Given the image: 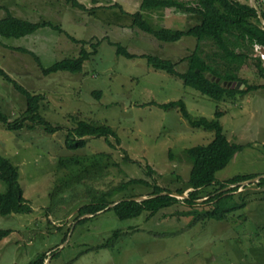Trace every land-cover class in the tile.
I'll return each mask as SVG.
<instances>
[{"label":"rangeland","instance_id":"1","mask_svg":"<svg viewBox=\"0 0 264 264\" xmlns=\"http://www.w3.org/2000/svg\"><path fill=\"white\" fill-rule=\"evenodd\" d=\"M76 1L85 10L66 0H0V19L7 9L20 19L50 22L61 29L45 27L20 39L0 38V69L23 89L42 97L39 114L60 128L49 134L28 120L22 128L9 131L0 121V156L18 168L23 196L32 208L29 214L0 216V231L9 232L0 240V264H28L43 252L51 257L48 264H264V186L258 185L264 179V89L217 103L179 79L151 69L141 56L171 60L178 63L177 71H183L185 65L179 60L195 49L196 41L184 37L162 45L131 28L132 20L122 13L140 12L149 24L179 31L196 24V16L174 9L141 10V0ZM247 2L258 11L264 9V0ZM97 42V53L80 73L43 74L41 67L77 57L81 47L92 53L91 45ZM116 44L135 58L117 56ZM202 49L211 51L207 46ZM261 53L264 50L256 47L255 57L264 66ZM239 76L251 86H264L251 60ZM234 87L245 89L240 82ZM96 92L101 93L99 98ZM179 100L193 118L211 120L216 109L223 112L219 119L223 134L244 148L215 179L225 183L235 176H255L235 185L234 196L249 197L248 204L222 221L192 224L191 217L180 214L189 208L179 203L127 220L102 211L77 223L80 207L132 179L156 183L177 199L187 198L192 191L185 190L192 164L184 150L208 145L214 133L191 127L175 108L156 105ZM0 110L10 122L22 118L26 110V99L2 76ZM72 117L110 128L115 133L114 148L102 138L89 137L83 148L67 149L64 139L74 126ZM72 156L81 160L59 164ZM178 190L185 191L178 194ZM150 195L151 189L143 185H128L115 200L142 201ZM207 197L197 200L194 208H211L204 203ZM115 231L121 234L112 243ZM109 240L111 245L101 247ZM53 254L57 255L52 258Z\"/></svg>","mask_w":264,"mask_h":264},{"label":"trees","instance_id":"2","mask_svg":"<svg viewBox=\"0 0 264 264\" xmlns=\"http://www.w3.org/2000/svg\"><path fill=\"white\" fill-rule=\"evenodd\" d=\"M66 2L73 8L85 10L84 6L77 4L76 0H66ZM140 9L153 11L174 9L189 17L196 16L198 20L196 24L186 31H179L149 24L143 19L140 12L131 15L122 13V15L132 20L131 28L152 36L162 45L176 43L184 37H190L196 41L195 49L187 57L179 60V63L185 65L183 71H177L178 63H173L171 60L148 55L141 56L151 69L179 79L183 86L192 88L202 96L217 103L233 100L238 95L248 94L259 88L264 89V86L249 85L245 79L239 76L242 68L251 60L258 78L264 79L263 63L254 54L256 47L264 50V26L259 18L261 16L264 21V9H261V11L256 10L249 5L247 0L245 2L238 0H141ZM5 14V17L0 19V38L20 39L35 34L45 27H50L51 30L55 31L61 30L59 26H54L50 22H31L20 19L7 9ZM81 43L85 45L87 42ZM204 46L211 48V51L205 52L202 49ZM91 47L94 49L92 53L81 47L77 57L54 62L48 68L41 67L43 74L48 76L57 72L80 73L84 63L97 53L98 42L92 44ZM116 47L118 49L116 50L117 56L124 55L126 59L135 58L134 55L126 51L125 47L122 48L119 44H116ZM13 50L25 52L19 49ZM0 76L10 82L26 99V110L22 118L13 122H10L9 118L0 110V121L7 130L20 129L23 127V123L28 120L43 126L44 130L49 134L55 133L60 129L59 127H52L39 114V103L42 97L23 89L1 69ZM238 82L243 84L245 89H236L234 84ZM228 83H232L230 88L227 87ZM100 95V92L95 94L98 98ZM156 105L166 110L175 108L191 127L214 133V139L208 145L193 146L184 150L186 157L192 164L185 190L191 189L192 191L188 193L187 198L177 199L172 197L171 193L166 189L156 185V183L132 179L126 184L102 192L100 196L80 207L76 218L78 220L77 223H84L102 211H111L118 220H127L137 218L143 213L154 215L162 209L173 207L179 203L185 204L189 208L186 212L180 214L184 217H191L192 224L207 220L222 221L232 212L242 209L248 204L249 197L246 198L243 195L234 196V192L238 189L235 185H240L247 181L250 182L256 178L255 176H235L225 183L218 182L215 179L216 173L224 169L234 155L244 148L242 145L231 143L223 134L219 121L223 112L216 109L213 119L208 120L202 117L197 119L187 112L184 102L181 100ZM71 119L74 126L67 132L64 139V145L67 149L75 151L83 148L86 144V138L89 137L102 138L108 147L114 148L111 138L115 137V133L110 128L75 119L74 117ZM71 158L60 159L59 164L81 160L77 156H72ZM95 163V161L92 162L91 166H94ZM0 183L4 186V189L0 191L1 217L13 214H29L32 211L29 202L23 196V190L19 184L18 168L9 159L1 156ZM128 185H143L151 189V195L142 201L130 200L132 197L115 200L116 196L127 191ZM258 185L264 186V179L260 180ZM229 186L234 187L224 190ZM209 189H212V191L209 192ZM184 191L178 190L176 193L183 194ZM206 196L208 197L204 203L209 204L211 208L207 210L194 208L197 200ZM111 205L114 206L108 208ZM86 216L92 217L82 218ZM8 234V231H0V240ZM120 234V231L113 233L112 238L114 240L112 243L120 237ZM65 239L66 236L62 238V243ZM112 243L109 240L101 247H107ZM56 255L53 254L52 258ZM47 258V253L43 252L38 254L28 264H44Z\"/></svg>","mask_w":264,"mask_h":264},{"label":"water","instance_id":"3","mask_svg":"<svg viewBox=\"0 0 264 264\" xmlns=\"http://www.w3.org/2000/svg\"><path fill=\"white\" fill-rule=\"evenodd\" d=\"M259 18H260V20H261V22H262V25L264 26V21L262 20V17L259 16ZM231 84H232V83H228V84H227V87H229ZM183 197H185V196L183 195ZM130 200H134V201H136V199H130ZM115 205H116V204H115ZM113 206H114V205H111V206H109L108 208H112ZM50 258H51V257H48L44 264H48V261L50 260Z\"/></svg>","mask_w":264,"mask_h":264},{"label":"built area","instance_id":"4","mask_svg":"<svg viewBox=\"0 0 264 264\" xmlns=\"http://www.w3.org/2000/svg\"><path fill=\"white\" fill-rule=\"evenodd\" d=\"M261 1V3L263 2V0H260ZM262 57H263V59H264V54L263 53H261L260 54Z\"/></svg>","mask_w":264,"mask_h":264}]
</instances>
